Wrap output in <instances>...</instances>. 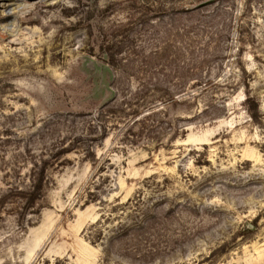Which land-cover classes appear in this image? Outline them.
<instances>
[{
  "label": "rangeland",
  "instance_id": "rangeland-1",
  "mask_svg": "<svg viewBox=\"0 0 264 264\" xmlns=\"http://www.w3.org/2000/svg\"><path fill=\"white\" fill-rule=\"evenodd\" d=\"M66 1L0 0V264H264V0Z\"/></svg>",
  "mask_w": 264,
  "mask_h": 264
},
{
  "label": "bare ground",
  "instance_id": "bare-ground-1",
  "mask_svg": "<svg viewBox=\"0 0 264 264\" xmlns=\"http://www.w3.org/2000/svg\"><path fill=\"white\" fill-rule=\"evenodd\" d=\"M40 1H42V2H44V0H40ZM48 2H47V6L49 5V6H51V7H56V6H58V5H64V6H66V8L67 7H72V6H69L68 5V2L66 1V0H47ZM49 3V4H48ZM29 6H26L24 9H26V8H28ZM24 9H22V10H24ZM34 22H38V20L37 19H19V24H21V25H23V24H29V23H34ZM15 42V41H14ZM73 45H74V43H73ZM63 79H61V81H62Z\"/></svg>",
  "mask_w": 264,
  "mask_h": 264
}]
</instances>
